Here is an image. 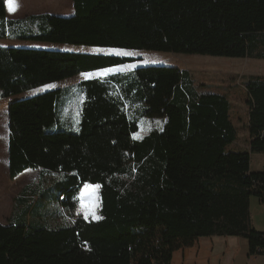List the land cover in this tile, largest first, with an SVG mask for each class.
<instances>
[{"label": "trees", "instance_id": "1", "mask_svg": "<svg viewBox=\"0 0 264 264\" xmlns=\"http://www.w3.org/2000/svg\"><path fill=\"white\" fill-rule=\"evenodd\" d=\"M74 7L69 16H32L49 24L38 33L17 32L20 25L9 20L0 37L264 59V0H74ZM6 13L7 0H0V18ZM137 60L0 45V94ZM135 74L143 115L164 119L141 139L109 80L78 84L85 94L78 132L59 129V89L9 103L10 176L53 172L56 199L74 219L56 228L0 223V264H171L175 249L205 235L243 236L250 255L264 254V232L250 218V197L264 202V171L250 169L251 155L264 153V74L242 83L248 149L228 148L238 128L227 92L198 91L191 72L177 66H140ZM87 183L100 185L99 219L77 214Z\"/></svg>", "mask_w": 264, "mask_h": 264}, {"label": "rangeland", "instance_id": "2", "mask_svg": "<svg viewBox=\"0 0 264 264\" xmlns=\"http://www.w3.org/2000/svg\"><path fill=\"white\" fill-rule=\"evenodd\" d=\"M27 27L28 28H24L23 30L20 27H16V31L38 33L47 30L49 24L38 20L37 22L29 21ZM52 44V42L46 41L24 40L15 35L0 37V45L2 46L92 52L90 46L66 43H55L56 45L52 46ZM108 48L109 52L104 53L129 55L138 58V60L126 65H118V67H115L113 73L107 74L108 77L99 76L100 73L104 72L102 71L103 69L82 72L74 77L51 82L11 96L13 98L10 97L8 99V97H6L2 100L4 101V105L5 103L8 105L13 99H22L46 90L59 89L56 94V112L59 120V129L78 132L81 99L85 96V94L79 90L80 86L78 84L85 79L91 78H100L105 81L109 80L115 83L116 92L122 97L130 118L138 122L139 130L134 134V137L136 139H141L149 133V130L155 128V125L160 126L162 123L160 118L155 119L143 115L144 103L141 98V85L135 74V69L140 66L152 64L177 66L180 68L184 67L191 72L193 88L215 90L227 92L229 94L232 100V115L238 128V140L240 142L242 141V143L245 142V138L249 135L247 126L249 109L248 106L241 101L244 95L242 83L251 75L264 74V59L212 56L198 53H174L171 51ZM106 69L108 70V68H104V70ZM111 74L114 75L110 77ZM120 81L123 85L121 86L122 91L119 87V85H121ZM128 84L130 86H128ZM127 93L129 95H126ZM150 123L152 126H150ZM240 149H242V147ZM259 154L260 155L253 153L254 165L258 164V158L260 157H262L264 161V153ZM29 170L32 173L25 182V185L29 186L25 188L21 196H24L26 200L28 198L26 196H30V198L29 201H24V203L19 204V207L17 206L14 216H27L32 227L43 225L49 228H56L69 225L71 221L69 216H71V214L68 209L62 206L60 201L61 198L56 199L58 194L54 179L56 176L53 172L45 171L44 177L42 178L39 177L40 169L32 168ZM86 185H89L92 190L86 192L85 186L82 188L79 194V208L77 209V214L85 217V207H82L83 204L89 209L87 219H99L101 208L100 185L91 183H87ZM27 204H30L29 206L31 208L26 211L23 208H25Z\"/></svg>", "mask_w": 264, "mask_h": 264}, {"label": "crops", "instance_id": "3", "mask_svg": "<svg viewBox=\"0 0 264 264\" xmlns=\"http://www.w3.org/2000/svg\"><path fill=\"white\" fill-rule=\"evenodd\" d=\"M14 4V10H10L7 3L6 17L5 19L0 18V25L6 24L8 28V22L9 20H11L18 22L17 25H20V27H27L29 19L32 16H37L44 13L69 16L75 13L74 0H21V3L20 0H14ZM9 35L11 34L9 33L5 37ZM53 45L56 44L53 43L52 46ZM90 48H92V52L88 53L105 54L104 52H109V48ZM115 67L118 66L108 67V70L106 69L107 71L103 69L102 71L104 72L100 73L99 76L108 77L107 74L113 73ZM182 68L185 69L184 67ZM114 74H111L110 77ZM201 90L207 89H198V91ZM193 93L194 95L196 94L195 92ZM9 98L10 97H8V99ZM3 99L4 97H2L0 94V223L20 224L22 222L28 221L27 216H14V213L17 206L19 207L20 203H24V199L20 197L25 190V182L28 180L32 172L27 169L15 178H12L10 176V129L8 117L9 104L7 105L5 103L4 105V101H2ZM83 99L84 98L81 99V102H83ZM160 119L161 123L163 124L164 119ZM150 126H152L151 123ZM158 126L155 125V127ZM249 142V135L245 138L244 143H242V141L240 142L237 137L236 140L228 145V148L237 149L242 147V149H248ZM256 154L260 155L259 153ZM258 161V164L254 165L252 154L250 163L251 171H264V161L262 157L258 158ZM37 169H40L41 171V168ZM69 217L71 218V221H73L74 217ZM250 218L252 225L256 229L264 232V202H262L260 198L254 195L250 197ZM171 264H264V254L250 255L249 241L243 236L205 235L197 237L189 246H181L175 249L173 252Z\"/></svg>", "mask_w": 264, "mask_h": 264}, {"label": "snow or ice", "instance_id": "4", "mask_svg": "<svg viewBox=\"0 0 264 264\" xmlns=\"http://www.w3.org/2000/svg\"><path fill=\"white\" fill-rule=\"evenodd\" d=\"M7 3L9 5L10 10H14V8H15L14 0H7ZM91 190L92 189L89 185H85V191L86 192H90ZM82 199H83V197H82ZM82 207H85V218H87L89 209L87 208V206H85L83 204H82Z\"/></svg>", "mask_w": 264, "mask_h": 264}]
</instances>
